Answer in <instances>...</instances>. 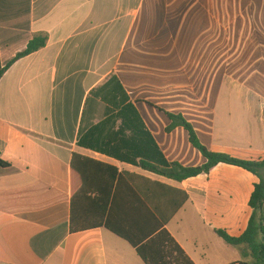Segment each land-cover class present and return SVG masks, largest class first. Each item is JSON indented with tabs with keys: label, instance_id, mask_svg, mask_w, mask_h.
Returning a JSON list of instances; mask_svg holds the SVG:
<instances>
[{
	"label": "crops",
	"instance_id": "crops-1",
	"mask_svg": "<svg viewBox=\"0 0 264 264\" xmlns=\"http://www.w3.org/2000/svg\"><path fill=\"white\" fill-rule=\"evenodd\" d=\"M41 34L0 79V264L248 260L217 230L247 229L258 177L220 163L176 181L134 143L206 164L169 112L211 151L264 157V0H0L3 66Z\"/></svg>",
	"mask_w": 264,
	"mask_h": 264
},
{
	"label": "trees",
	"instance_id": "trees-1",
	"mask_svg": "<svg viewBox=\"0 0 264 264\" xmlns=\"http://www.w3.org/2000/svg\"><path fill=\"white\" fill-rule=\"evenodd\" d=\"M46 42V35H37L28 43L27 47L23 51L19 52L5 66L2 65L0 60V79L2 78L6 70L12 65V63H14L21 57H24L41 49L46 45ZM167 113L171 119V124L167 129L170 131L178 126L184 127L189 132V139L191 143L207 158L206 164L199 167H185L177 162H168L164 158L162 153L159 156L157 162L154 163L151 159H149L150 157L146 154V146L143 147L140 144L137 146L138 143H134V145L136 146L134 150V156L136 158H140L139 165L148 171L154 172L170 179H174L176 181H183L187 178L194 177L202 173H208L213 167L220 163L239 166L256 175L259 181L255 184L254 191L252 192L249 201V204L252 208V215L250 217L247 229L239 237L231 236L224 230H217V233L228 244L233 246H243L247 249L248 260H245L244 262L248 264H264V157L255 160H247L233 157L227 153L211 151L204 144H202L195 128L186 118H184L183 115L173 114L169 112ZM135 140L136 139H134V141ZM122 158L126 161L136 162L134 159L128 158L126 156H123ZM0 165L3 167L10 166V164L3 160L1 156ZM105 166L108 167L112 172V187H114V183L116 182L118 176L120 177L123 174L119 173L118 169L114 166ZM163 225L164 224L161 223L160 226L163 227ZM73 226L74 229L80 228L79 226H75L72 224V227ZM178 249L180 250L179 247ZM139 251L141 252V249H139ZM180 251L182 252V250ZM144 258L146 260L148 259L147 256H145ZM147 261L149 263V260Z\"/></svg>",
	"mask_w": 264,
	"mask_h": 264
},
{
	"label": "built area",
	"instance_id": "built-area-1",
	"mask_svg": "<svg viewBox=\"0 0 264 264\" xmlns=\"http://www.w3.org/2000/svg\"><path fill=\"white\" fill-rule=\"evenodd\" d=\"M232 264H248V263L243 262V261H237V262H234V263H232Z\"/></svg>",
	"mask_w": 264,
	"mask_h": 264
}]
</instances>
